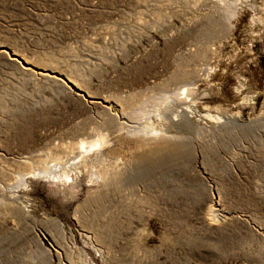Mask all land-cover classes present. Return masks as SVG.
<instances>
[{
	"label": "rangeland",
	"instance_id": "374dc122",
	"mask_svg": "<svg viewBox=\"0 0 264 264\" xmlns=\"http://www.w3.org/2000/svg\"><path fill=\"white\" fill-rule=\"evenodd\" d=\"M187 1L0 0V264H264V1L240 5L231 32L196 31L210 47L196 61L170 53ZM201 69L198 110L239 128L202 146L192 132L175 155L115 141L78 157L68 180L40 173L122 123L155 126L130 118L132 104ZM116 159L104 186L96 176Z\"/></svg>",
	"mask_w": 264,
	"mask_h": 264
},
{
	"label": "bare ground",
	"instance_id": "6f19581e",
	"mask_svg": "<svg viewBox=\"0 0 264 264\" xmlns=\"http://www.w3.org/2000/svg\"><path fill=\"white\" fill-rule=\"evenodd\" d=\"M252 1L253 0H188L185 8L182 6L180 10L178 9L175 11L177 16L181 18L180 20L183 21L184 29L181 31L180 40L171 46V55L177 59L189 57L190 61L205 58L210 54L208 41L200 43L196 42L197 35L195 32L202 30L204 26H210L217 32L223 29H227L231 32L239 18L240 5H249ZM184 35H190L194 42L184 38ZM174 46L180 47L172 50V47ZM14 55L16 54L14 53ZM16 56L19 57L18 55ZM14 60L19 63H21L20 60H22L23 63L29 65L28 61L23 57H20V60L18 58H15ZM204 71L205 70L202 69L199 72L190 70L187 75L185 72L187 78L183 80L184 83L182 87L177 91L162 95L160 94V96L157 95L158 97L150 96L139 101V104L137 105L132 104L130 118L137 120L147 117L154 122L153 124L156 123L155 126H151L152 123L150 122L144 127L142 125H136L135 123L131 124V122L125 124L122 123L121 126L113 130L111 137L100 133L101 135L99 134V138L94 141L87 142L81 140L80 143L77 142L78 153L76 156L67 158L64 161L61 157L57 156L50 161L51 164H48L49 162L47 161H42L40 173L45 177L52 176L53 178L58 177L68 180L71 178L69 170L72 171V169L78 168L79 165H81V161L80 159L78 160V157L92 150L95 151V156H103V149L108 148L109 145L115 141L119 142L120 140L133 139L134 144L128 142L125 143L124 146H132L130 149L134 148V150L143 152L142 154L145 157L154 156L163 152L175 155L179 154V151L182 150V148L189 147V137L187 135L192 132L196 131L199 133L200 137H198V145L202 146L207 142V138L205 139L206 132L210 133V131H212L213 133H217L219 131L239 128V121L236 119L222 124L220 117L209 114L206 109L198 110L196 106V96L198 95L197 87L192 81V76L194 77L196 74L195 76L199 79L204 75ZM48 75L55 82L61 80V78L53 72ZM66 80L72 86L77 88L76 84L70 79L67 78ZM92 101L94 100H91L90 102L93 103ZM102 101L107 102L108 100L102 99ZM173 129L176 130V132L172 133ZM179 133H182V135ZM130 135H133V137ZM120 149L122 148L120 147ZM163 159L164 158H162V160ZM118 161L119 160L116 159L112 163L111 171L104 169L101 170L97 176L94 174L104 186L109 185L110 181L114 180L120 173ZM27 176L28 174L20 175V181H25ZM0 191L3 190L0 189ZM213 206L214 205L210 206L208 214L206 215L208 221H210L209 217H211V214L214 211ZM55 253L56 256H58V259H60L61 256H65L63 250L57 249L55 250ZM66 259L69 264H87L85 258L80 256L79 259L77 257L74 258L73 256ZM50 264L54 263L51 262Z\"/></svg>",
	"mask_w": 264,
	"mask_h": 264
}]
</instances>
